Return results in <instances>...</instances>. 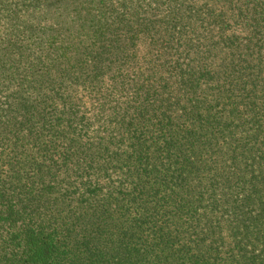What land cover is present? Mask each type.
<instances>
[{
    "label": "trees",
    "instance_id": "1",
    "mask_svg": "<svg viewBox=\"0 0 264 264\" xmlns=\"http://www.w3.org/2000/svg\"><path fill=\"white\" fill-rule=\"evenodd\" d=\"M0 264H264V0H0Z\"/></svg>",
    "mask_w": 264,
    "mask_h": 264
}]
</instances>
